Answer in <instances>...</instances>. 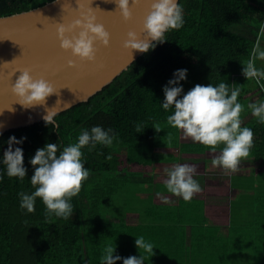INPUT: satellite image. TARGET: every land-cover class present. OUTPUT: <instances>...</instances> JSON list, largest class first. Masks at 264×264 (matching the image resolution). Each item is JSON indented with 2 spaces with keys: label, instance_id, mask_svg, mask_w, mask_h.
<instances>
[{
  "label": "trees",
  "instance_id": "16d2710c",
  "mask_svg": "<svg viewBox=\"0 0 264 264\" xmlns=\"http://www.w3.org/2000/svg\"><path fill=\"white\" fill-rule=\"evenodd\" d=\"M49 1L52 0H0V16ZM180 2L184 26L169 31L166 41L154 42V49L140 56L88 101L57 114V126L42 120L0 136V155L7 149L9 137H26L23 144L15 146L23 148L28 168L23 181L4 175L0 182V264H100L108 244L117 245L116 254L122 257L139 256L143 249H138L135 240L141 235L155 247L154 253L145 254V264H264V198L260 195L252 215L257 224L248 226L250 229L239 236L238 242L220 238L218 224L206 225L204 200L182 201V205L187 204L188 215L179 208L173 216L174 207L166 205L162 217L153 214L151 219L148 212L149 222L132 226L126 225L117 212L122 201L113 198L117 190L145 176L151 178L160 168L163 175L164 168L181 160L182 152L209 149L204 144L181 142L180 129L167 122L173 109L165 112L160 102L164 99L163 86L173 78L175 70L188 69L187 80L181 81L185 92L196 84L223 81L241 88L238 99L242 104H246L244 96L254 86L264 98V89L242 74L241 63L249 58L259 27L264 24V0ZM138 124L141 132H137ZM94 125L112 128L116 136L110 146L98 144L91 150L88 146L83 149L91 173L81 192L72 198L73 216L68 220L54 216L46 219L45 205L39 198L34 212L22 209L18 193L34 190L30 182L34 168L29 159L36 150L48 142L73 143L81 129ZM242 126L254 131L248 157L264 167V124L255 119Z\"/></svg>",
  "mask_w": 264,
  "mask_h": 264
},
{
  "label": "clouds",
  "instance_id": "9594fccd",
  "mask_svg": "<svg viewBox=\"0 0 264 264\" xmlns=\"http://www.w3.org/2000/svg\"><path fill=\"white\" fill-rule=\"evenodd\" d=\"M119 9L125 20L132 18V4H139L140 0H111ZM115 9V10H116ZM185 24V13L180 0H152L150 10L144 21L143 30L147 38L132 29L128 31L123 47L134 51L148 52L156 47V43L166 41V34L171 30H179ZM60 47L72 56L82 61H95L97 44L107 47L110 44V33L91 10L83 11L80 18L69 25L61 24L57 29ZM155 41L156 43H153ZM257 61L264 62V24H261L256 34L255 43L249 53V58L242 63V74L247 81H255L264 89V64L258 66ZM70 66H75L74 60H69ZM20 75L12 84V91L20 98L17 102L26 109L36 105H43L46 109L44 121L52 126L56 125L55 117L61 110L57 100L52 107L47 106L48 98L59 95L57 88L47 79L34 78L28 69L20 70ZM188 69H177L173 78L163 86L164 99L161 107L167 112V122L174 128L183 131L185 137L193 142H199L209 147L215 153L219 147V155L212 159V165L223 169L225 175L235 172L243 158L248 157L254 143V131L248 126H242V113L250 110L258 123L264 124V99L250 102L245 107L238 99L241 88L230 86L221 81L218 84H196L185 92L181 81L187 80ZM66 107L69 103H63ZM11 109V108H10ZM14 110V109H13ZM3 112H0L2 114ZM157 131L161 130L153 126ZM137 132H141V125H137ZM3 135V124H0V136ZM116 132L112 128L94 125L90 129L80 130L77 140L67 145L59 142H48L36 150L29 159L34 172L30 178L34 190L18 193L20 207L28 212L35 211L37 198L45 205L46 219L53 216L64 220L74 214L72 198L76 197L91 173L86 167V157L83 149L89 150L98 144L112 145ZM26 137L18 139L12 135L7 140V149L0 155V182L4 175L16 177L23 181L28 174L25 166L24 150L15 145L23 144ZM223 145L222 147H220ZM165 187L168 192L190 201L203 191L200 182L195 178L197 166L193 163H176L172 167L164 168ZM135 245L140 255L122 257L117 253V245L108 244L104 247L100 257V264H145V254L154 253V245L144 236H136Z\"/></svg>",
  "mask_w": 264,
  "mask_h": 264
},
{
  "label": "water",
  "instance_id": "95a60500",
  "mask_svg": "<svg viewBox=\"0 0 264 264\" xmlns=\"http://www.w3.org/2000/svg\"><path fill=\"white\" fill-rule=\"evenodd\" d=\"M152 0L132 4V18L125 20L111 0H52L46 4L11 15L0 16V124L3 133L42 121L46 115L43 105L25 108L13 91L12 84L20 70L28 69L34 78L50 81L59 92L48 98L52 107L59 99V113L88 101L112 83L145 52L123 47L128 31L135 29L146 39L143 21ZM116 9V10H115ZM91 10L110 33V44H97L95 61H82L60 47L57 29L80 18ZM155 41H153L154 43ZM75 61V66L69 65ZM63 103H69L65 106ZM11 108V109H10ZM14 109V110H13Z\"/></svg>",
  "mask_w": 264,
  "mask_h": 264
},
{
  "label": "crops",
  "instance_id": "0c3cea01",
  "mask_svg": "<svg viewBox=\"0 0 264 264\" xmlns=\"http://www.w3.org/2000/svg\"><path fill=\"white\" fill-rule=\"evenodd\" d=\"M180 141L193 142L183 140L182 130ZM216 155H219V149L215 153L209 149L206 152H182L181 160L177 163H193L197 166L195 178L203 191L197 193L192 200H204L206 225L218 224L220 238L223 237L225 242H231V239L238 242L241 240L239 236L250 229L248 226L252 228L257 224V219H252V215H255L258 195L264 198V167L257 166L252 157H246L241 160L237 171L225 175L222 168L212 165V159ZM161 164L165 166L164 163ZM174 164L176 163L167 167ZM157 171L151 178L149 175L145 176L143 180L114 193V199H122L117 212L123 216L126 225L149 222L153 214H160L162 217L166 205L174 207L173 216L177 215L179 208L184 215L189 214L187 204H181L185 200L167 191L164 183L166 177L160 174L161 168ZM127 201L129 204H126Z\"/></svg>",
  "mask_w": 264,
  "mask_h": 264
},
{
  "label": "rangeland",
  "instance_id": "374dc122",
  "mask_svg": "<svg viewBox=\"0 0 264 264\" xmlns=\"http://www.w3.org/2000/svg\"><path fill=\"white\" fill-rule=\"evenodd\" d=\"M244 98L246 99V104H244L245 107H247V104L250 103V102H256V101H259V100H261V99H264V98L261 96V93H260V91L257 89L256 86H254V87L252 88V90L249 91V92L244 96ZM241 116H242V121H243L242 125H244L246 122H248V121H250V120L253 121V120L256 119L254 116H252L250 110L247 111L246 113H242ZM183 140H184V141H189V140L192 141L190 137H185L184 135H183ZM161 170H162V168H161ZM163 170H164V169H163ZM163 176H165V175H163ZM248 259H249L248 257H243V260H247V261H248Z\"/></svg>",
  "mask_w": 264,
  "mask_h": 264
}]
</instances>
